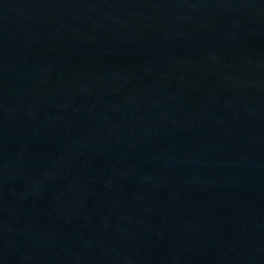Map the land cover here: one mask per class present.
Segmentation results:
<instances>
[{"label":"water","instance_id":"water-1","mask_svg":"<svg viewBox=\"0 0 264 264\" xmlns=\"http://www.w3.org/2000/svg\"><path fill=\"white\" fill-rule=\"evenodd\" d=\"M0 264H264V0H0Z\"/></svg>","mask_w":264,"mask_h":264}]
</instances>
